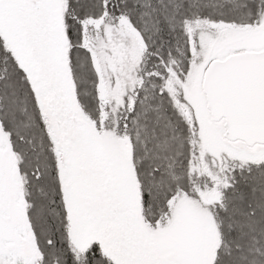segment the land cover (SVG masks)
Instances as JSON below:
<instances>
[{"label":"snow or ice","instance_id":"obj_1","mask_svg":"<svg viewBox=\"0 0 264 264\" xmlns=\"http://www.w3.org/2000/svg\"><path fill=\"white\" fill-rule=\"evenodd\" d=\"M0 264H264V0H0Z\"/></svg>","mask_w":264,"mask_h":264}]
</instances>
